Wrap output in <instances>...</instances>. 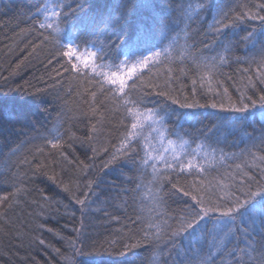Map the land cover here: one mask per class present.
I'll use <instances>...</instances> for the list:
<instances>
[{"label": "snow or ice", "instance_id": "1", "mask_svg": "<svg viewBox=\"0 0 264 264\" xmlns=\"http://www.w3.org/2000/svg\"><path fill=\"white\" fill-rule=\"evenodd\" d=\"M244 8L245 11L237 12L234 6L222 0H49L37 9L44 14L38 29L47 30L45 41L53 36L59 45L58 54L68 58L65 71L84 78L85 83L94 81L100 94L106 93L115 111L122 112L129 121L119 147H115L104 167L127 158L125 166L138 173L135 179L128 178L134 188L125 189L126 193L134 194L133 202L151 168L148 184L153 207L149 209L147 230L142 239L157 246L156 258L162 259L163 264H264V88L256 87L257 83L264 85V15L260 14L264 3L255 5L258 11L247 5ZM208 17L211 18L208 30L215 39L212 45L204 44V49L209 52L221 49L211 56L196 52L190 35L198 31L194 26L207 22ZM248 21H259V27L248 30L243 27ZM241 32L244 35H240ZM190 40L193 42L189 43ZM241 44L247 55L237 56L236 61L243 59L250 65L256 64L255 82L249 77V85L254 89L252 95L241 92L238 101L232 102L229 98L227 106L223 102L201 104L195 99L197 80L194 79L191 101L187 96L181 101L164 91L155 93L178 105L179 109L193 111H179L149 100L147 89L158 86L144 83L146 70L151 72L157 65L175 63L183 75L186 72L182 65L190 61L203 82L218 65L228 62L224 53L232 52ZM168 71L171 73L173 68L169 67ZM85 91L92 98L89 107L95 116L97 92L95 89ZM206 107L219 108L226 114H217L211 127L197 129L202 140L195 143L186 138L190 134L184 125L198 121L201 113L194 110ZM22 115L26 113L0 109V127L7 125L11 132H16L15 125ZM170 123L174 124L171 128ZM92 131L97 132L95 125ZM152 133L162 142L167 141L169 147L163 153H152L148 145ZM16 134H25L23 128ZM221 136L225 143L228 137L239 136L230 146L243 144L244 147L238 152H225L218 147ZM141 138L145 141V154L137 160L136 144ZM45 139L53 148L60 147L59 137ZM193 143L195 147L191 146ZM10 151L14 155L17 149ZM169 152L171 160L166 158ZM225 161L233 164H225ZM218 164L225 168L223 175L207 180L211 171H219ZM229 168L233 170L228 171ZM174 171L196 175L199 184L178 187L172 183ZM167 184L171 185L169 191H165ZM91 186L89 181L90 190ZM208 188H219L224 194L216 199L201 195ZM21 191L16 188L13 198ZM181 194L190 198L184 201L183 212L178 218L168 216L162 211L167 200ZM8 200V196L0 198V206ZM77 203L84 205L85 201L77 199ZM138 246L137 242L125 244L124 248L130 251ZM77 251L84 255L82 250ZM82 264L98 262L84 259Z\"/></svg>", "mask_w": 264, "mask_h": 264}, {"label": "trees", "instance_id": "2", "mask_svg": "<svg viewBox=\"0 0 264 264\" xmlns=\"http://www.w3.org/2000/svg\"><path fill=\"white\" fill-rule=\"evenodd\" d=\"M222 2L241 12L246 10L245 5L258 11L255 5L264 0ZM46 3L49 0H0V109L26 113L15 125L16 132H11L7 125L0 127V198H9L0 206V264H82L84 259H94L98 264H163L162 259L156 258L157 246L142 239L147 230L149 209L153 207L151 185L148 184L151 168L133 202L134 194L126 193L125 189L134 188L128 178L135 179L138 173L125 166L127 158L104 167L115 147H119L129 121L122 112L115 111L106 93L100 94L94 81L85 83L84 78L65 71L68 58L58 54L57 40L49 36L45 41L47 30L38 29L44 14L37 9ZM260 14L264 15V11ZM209 23L210 17L207 22L194 26L198 31L190 33L196 44L195 51L206 56L221 51L219 48L214 52L204 49V44L212 45L215 39L208 30ZM243 27L258 28L259 21H248ZM40 32L44 35H39ZM224 55L228 62L218 65L203 82L190 61L182 65L186 72L183 75L175 63L157 65L151 72L146 70L144 83L158 86L147 89L149 100L179 111H193L179 109L178 105L155 93L164 91L181 101L187 96L191 101L194 79L197 80L195 99L201 104L223 102L227 106L229 98L237 102L241 92L252 95L254 89L249 85V77L255 82L256 64L235 59L247 55L243 44ZM169 67L173 68L171 73ZM245 68L249 71L245 72ZM256 87L264 88V85L257 83ZM85 89L97 92L95 116L89 107L92 98ZM194 111L201 113L199 120L188 122L184 127L190 134L186 138L198 143L202 137L197 129L211 127L217 114L226 113L211 107ZM93 125L97 128L95 133ZM173 126V123L168 125L169 128ZM22 128L25 134L17 135ZM53 137L60 138L59 148L46 142L45 138ZM169 139L174 137L169 136ZM220 139L218 147L225 152H238L244 147L243 144L230 146L239 136L228 137L227 143L223 136ZM195 143L191 146L195 147ZM148 145L153 154L164 152L149 139ZM145 147L144 138H141L136 144L137 160L144 156ZM11 149H17L14 155ZM166 158L171 160L170 152ZM225 164L233 162L225 161ZM217 168L219 171H211L207 180L223 175L225 168L219 164ZM171 177L178 187L199 184L197 176L187 172L174 171ZM89 181L92 182L91 190ZM16 188L22 191L13 198ZM170 189L171 185L167 184L165 191ZM223 194L219 188H208L201 193L212 199ZM77 199L84 200L85 204H78ZM189 199L182 194L171 196L162 211L178 218L185 208L184 201ZM169 223L174 224V221L169 220ZM137 242L138 247L125 250V244ZM77 250H82L84 255Z\"/></svg>", "mask_w": 264, "mask_h": 264}, {"label": "rangeland", "instance_id": "3", "mask_svg": "<svg viewBox=\"0 0 264 264\" xmlns=\"http://www.w3.org/2000/svg\"><path fill=\"white\" fill-rule=\"evenodd\" d=\"M145 136L147 137L148 136V133L147 131L145 132ZM152 145L155 146V145H158L160 146L162 149V151H164L165 148H168L169 145L167 144V141H161L160 137H158L155 133H152L151 137L148 138Z\"/></svg>", "mask_w": 264, "mask_h": 264}]
</instances>
